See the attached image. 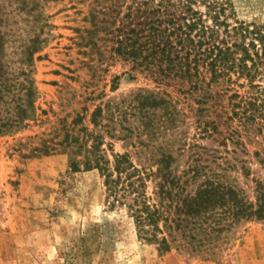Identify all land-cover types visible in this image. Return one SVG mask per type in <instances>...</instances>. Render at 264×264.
I'll return each mask as SVG.
<instances>
[{
    "label": "rangeland",
    "instance_id": "obj_1",
    "mask_svg": "<svg viewBox=\"0 0 264 264\" xmlns=\"http://www.w3.org/2000/svg\"><path fill=\"white\" fill-rule=\"evenodd\" d=\"M233 1L238 18L264 21V0ZM137 6V0H43L37 19L36 12L21 11L4 26L5 59L14 64L22 44L29 43L42 26V37L48 40L34 57L38 116L0 137V264H264V220L239 227L216 255L178 248L162 252L139 236L127 206L108 196L100 168L82 165L73 170L63 143L49 153L36 149L47 139L55 136L60 142L68 131L86 125L104 132L101 149L111 160L129 151L138 163H152L154 151L164 148L173 152L179 172L184 173L196 165L198 148L219 145L204 129L211 128L208 122L214 119L221 129L228 126L222 123L224 117L202 113L215 104L208 96L201 97L217 90L215 84L209 87L210 73L202 74L207 79L199 78V87L193 88L191 80L153 72L156 67L138 64L131 52L120 51L121 38L133 44L136 38L145 43L150 36L146 17L135 12ZM196 7L206 10L203 4ZM145 90H160L174 100L180 112L174 123L162 117V106L147 113L135 108L133 113L131 107L139 103L135 95ZM101 106L102 123L96 126L92 117ZM105 124L110 132L103 129ZM129 127L135 130L132 142L139 147L149 144L140 153L121 138L129 134ZM145 127L140 139L136 134ZM92 143L90 138L88 145ZM250 148L254 152L261 144L253 142Z\"/></svg>",
    "mask_w": 264,
    "mask_h": 264
},
{
    "label": "trees",
    "instance_id": "obj_2",
    "mask_svg": "<svg viewBox=\"0 0 264 264\" xmlns=\"http://www.w3.org/2000/svg\"><path fill=\"white\" fill-rule=\"evenodd\" d=\"M42 3L43 0H0V137L16 132L28 119L38 116L34 57L47 43L48 38L42 37L45 29L42 26L29 43L22 44L14 64L5 59L4 26L9 17L21 11L32 15L42 8ZM137 4L135 12L146 17L150 36L145 43L136 38L133 44L121 38L120 51L131 52L138 64L146 62L147 67H156L151 68L153 72L191 80L193 88L199 87V78L202 82L207 79L202 74L210 73L209 87L215 84L217 90L214 94L206 91L201 97L208 96L215 104L202 113L225 118V130L215 119L208 122L211 128H204L219 145L198 148L196 165L184 173L179 172L173 152L164 148L162 152L154 151L152 163H138L129 151L117 153L111 160L101 149L104 132L86 125L78 131H68L60 142L55 136L47 139L36 149L49 153L63 143L73 170H80L82 165L100 168L108 196L127 206L139 236L160 251L178 248L216 255L239 227L251 220H264V136L263 140L259 138L264 135V21L238 18L233 0H137ZM199 4L206 10L196 7ZM128 45L133 48L128 49ZM161 93L137 92L139 103L131 110L134 113L135 108H140L147 113L154 106H162V117L174 123L180 112L174 100ZM10 96L12 100L8 101ZM103 109L101 106L93 113L96 126L102 123L98 117ZM108 127L105 124L103 129L110 132ZM128 130L129 134L121 138L136 146L137 153L142 152L149 144L139 147L131 140L134 128ZM145 132L147 127L136 135L142 139ZM90 138L94 143L88 145ZM253 142L261 144V148L251 152ZM253 158L258 163L256 168ZM190 170L192 175H188Z\"/></svg>",
    "mask_w": 264,
    "mask_h": 264
}]
</instances>
